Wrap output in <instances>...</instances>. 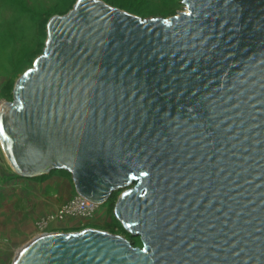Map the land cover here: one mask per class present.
<instances>
[{"label":"water","instance_id":"water-1","mask_svg":"<svg viewBox=\"0 0 264 264\" xmlns=\"http://www.w3.org/2000/svg\"><path fill=\"white\" fill-rule=\"evenodd\" d=\"M141 20L78 0L0 107L19 178L53 171L142 248L45 233L11 264H264V0Z\"/></svg>","mask_w":264,"mask_h":264},{"label":"rangeland","instance_id":"rangeland-1","mask_svg":"<svg viewBox=\"0 0 264 264\" xmlns=\"http://www.w3.org/2000/svg\"><path fill=\"white\" fill-rule=\"evenodd\" d=\"M78 0H0V103L11 102L17 81L43 55L47 24L63 17ZM141 20H169L185 11L183 0H97ZM1 147V146H0ZM8 169V171H7ZM75 194L71 176L53 171L22 179L0 148V264H11L22 246L41 233H77L92 229L119 236L141 249L138 238H128L114 217L120 193L99 207L89 220L72 219L45 224Z\"/></svg>","mask_w":264,"mask_h":264},{"label":"built area","instance_id":"built-area-1","mask_svg":"<svg viewBox=\"0 0 264 264\" xmlns=\"http://www.w3.org/2000/svg\"><path fill=\"white\" fill-rule=\"evenodd\" d=\"M2 104L3 103H0V107ZM99 207L100 206L97 204L91 203L75 193L54 215L49 217L45 224L52 221L56 223H65L72 219L89 220L97 213ZM42 234L45 233H41L40 235Z\"/></svg>","mask_w":264,"mask_h":264},{"label":"trees","instance_id":"trees-1","mask_svg":"<svg viewBox=\"0 0 264 264\" xmlns=\"http://www.w3.org/2000/svg\"><path fill=\"white\" fill-rule=\"evenodd\" d=\"M113 196V195H112ZM112 198V197H111ZM111 198L109 199V201L108 202H110L111 201Z\"/></svg>","mask_w":264,"mask_h":264},{"label":"crops","instance_id":"crops-1","mask_svg":"<svg viewBox=\"0 0 264 264\" xmlns=\"http://www.w3.org/2000/svg\"><path fill=\"white\" fill-rule=\"evenodd\" d=\"M1 148V147H0ZM7 171H8V169H7Z\"/></svg>","mask_w":264,"mask_h":264}]
</instances>
